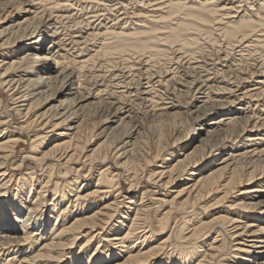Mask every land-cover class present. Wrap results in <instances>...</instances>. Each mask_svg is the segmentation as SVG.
<instances>
[{"label":"bare ground","instance_id":"obj_1","mask_svg":"<svg viewBox=\"0 0 264 264\" xmlns=\"http://www.w3.org/2000/svg\"><path fill=\"white\" fill-rule=\"evenodd\" d=\"M107 2L0 0V264H264V0Z\"/></svg>","mask_w":264,"mask_h":264},{"label":"rangeland","instance_id":"obj_2","mask_svg":"<svg viewBox=\"0 0 264 264\" xmlns=\"http://www.w3.org/2000/svg\"><path fill=\"white\" fill-rule=\"evenodd\" d=\"M119 0H111V3H113V4H115L116 5V7H118L116 10L117 11H119V13H118V16H121L122 18L123 17H125V18H128L130 15H127V14H125L127 11L126 10H123L124 8L121 6V3L120 4H116L117 2H118ZM107 0L105 1V0H103V3H105V5L106 4H108V5H106V7H108L109 6V2H107ZM102 3V9H99V10H102L101 12H100V14H105V15H109V11L107 10V8L105 7L104 8V4ZM132 3L133 4H131V5H129V12H131V10H130V6L132 7V5H134V6H136V4H134V1H132ZM104 9V10H103ZM106 9V10H105ZM103 12V13H102ZM121 12V13H120ZM123 13V14H122ZM100 16V15H99ZM102 17V16H101ZM120 17V18H121ZM96 69L98 70V69H100L101 71L103 70V72H101V71H99V74H101L102 73V76H101V80H100V78H99V82L101 83V81H102V83H106V81L110 78V76L112 75L111 74V71L110 70H108L109 71V73H108V71H106V70H104V68L103 69H101V67H96ZM95 69V70H96ZM122 69V68H121ZM104 71H106V73H104ZM95 72H97V71H95ZM128 72V71H127ZM104 74V75H103ZM111 74V75H110ZM127 76H129V74H126ZM109 76V77H108ZM104 78H108V79H106V80H104ZM103 79V80H102ZM131 96V95H130ZM143 113V112H142ZM141 116H143V114H141ZM141 118V117H140ZM28 148L29 147V144H24V143H21L20 144V146H19V148L17 149V153H15L14 154V156L13 157H11V159H10V162L8 163L10 166H11V163L14 161V160H16L19 156H20V154H21V151H22V148ZM13 160V161H12ZM28 163L30 164V162H27V164L22 168L23 170H24V168H25V170L27 169L26 167L28 166ZM31 164H33L32 162H31ZM124 187H125V191L126 192H128V185L127 184H125L124 183ZM158 190V194H160L161 195V193L163 194L164 193V191H163V189H161V188H159V189H157ZM163 191V192H162Z\"/></svg>","mask_w":264,"mask_h":264}]
</instances>
